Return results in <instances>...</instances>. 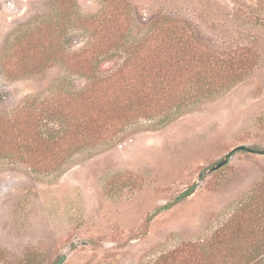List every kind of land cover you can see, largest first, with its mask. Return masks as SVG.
Listing matches in <instances>:
<instances>
[{
  "label": "rangeland",
  "instance_id": "obj_1",
  "mask_svg": "<svg viewBox=\"0 0 264 264\" xmlns=\"http://www.w3.org/2000/svg\"><path fill=\"white\" fill-rule=\"evenodd\" d=\"M122 1L127 41L181 21L202 56L229 66L222 75H243L189 109L140 116L105 142L38 168L55 171L1 160L0 264H194V257L206 264L200 248L213 250L214 264L231 249L264 242L250 234L264 226L256 221L264 213V155L240 150L209 173L238 146L264 151V0ZM106 8V0H70L68 7L0 0L1 117L23 114L34 99L39 113L54 97L80 93L122 67L127 54L115 48L81 69L96 42L91 20ZM21 36L22 57L31 45L36 53L10 69ZM63 111L41 116L39 133L66 130ZM254 264H264V254Z\"/></svg>",
  "mask_w": 264,
  "mask_h": 264
},
{
  "label": "trees",
  "instance_id": "obj_2",
  "mask_svg": "<svg viewBox=\"0 0 264 264\" xmlns=\"http://www.w3.org/2000/svg\"><path fill=\"white\" fill-rule=\"evenodd\" d=\"M58 1L62 7H68L70 3V0ZM106 3L104 15L91 20L96 42L86 50L81 69L86 71L87 66L88 70L91 69L89 62L115 48H122L127 54L122 67L115 74L97 80L80 93L54 97L45 108L39 109V113L35 107L37 100L34 99L28 102L33 105L26 106L23 114L20 111L11 119L0 116V161L6 158L19 160L35 173L55 171L38 168L61 164L71 152L89 143L105 142L115 131L140 116H158L172 109H189L200 99L242 77V73L222 75L229 66L224 61H214L211 53L202 56L181 21L171 20L166 30L158 28L152 38L144 37L139 42L127 41L129 31L124 30L120 24L127 19L125 4L122 0H106ZM14 47L20 48L21 54L12 55L7 60L10 69L14 65L20 67L24 60L28 61L30 52L32 55L36 53L34 45H31L26 50L28 57H22V36ZM53 50L51 48L48 54L55 52ZM45 56L39 64L44 63ZM55 107L58 113L64 110L68 116V127L53 134L39 133L41 116L53 118ZM46 109L51 111L47 112ZM194 189L192 187L184 191L174 203L162 209L167 210L183 201ZM259 198L254 197L256 202ZM249 207L252 210L253 205ZM261 214L263 218L256 220L259 223L261 220L264 222V213ZM261 226L258 225L256 229L250 227V234H263L264 237V226ZM262 241L252 244L249 249L240 248L236 252L231 249L225 255H218L219 261L214 264H254L264 254ZM200 250L206 255V264H213V250L212 255H207L204 248ZM192 259L194 264L201 262L196 257Z\"/></svg>",
  "mask_w": 264,
  "mask_h": 264
},
{
  "label": "water",
  "instance_id": "obj_3",
  "mask_svg": "<svg viewBox=\"0 0 264 264\" xmlns=\"http://www.w3.org/2000/svg\"><path fill=\"white\" fill-rule=\"evenodd\" d=\"M240 150H243V151H246V152H249L252 154L264 155V151H257V150L251 149L245 145H241V146H238V147L234 148L233 150H231L227 155H225V157L221 161H219L216 165H214L212 168H210L209 173H213V172L221 169L225 165H227L230 162V160L232 159L233 155Z\"/></svg>",
  "mask_w": 264,
  "mask_h": 264
}]
</instances>
